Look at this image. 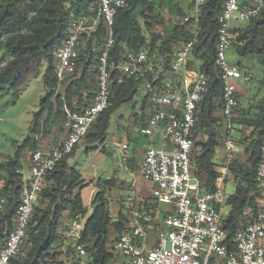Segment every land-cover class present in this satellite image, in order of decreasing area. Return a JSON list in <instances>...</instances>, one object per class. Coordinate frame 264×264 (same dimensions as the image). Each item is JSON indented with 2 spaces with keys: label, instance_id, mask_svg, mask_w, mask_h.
<instances>
[{
  "label": "trees",
  "instance_id": "16d2710c",
  "mask_svg": "<svg viewBox=\"0 0 264 264\" xmlns=\"http://www.w3.org/2000/svg\"><path fill=\"white\" fill-rule=\"evenodd\" d=\"M125 1L126 7L117 11L112 25L113 45L109 50L110 62L125 60L129 55L142 50L146 51L152 60L163 57L165 62L162 67L146 73V78L153 86L161 85L165 72L170 68L173 52L193 38L190 29L197 31L190 55L199 61L198 70L208 76V84L196 109L195 139L198 131L204 133L205 138L195 140L192 153L193 174L203 191L212 190L218 176L213 157L224 136L222 129L215 124L219 117L215 113L221 106L222 91L219 69L215 64L217 16L224 0H203L199 5L197 18L190 16L187 21L184 20L185 8L178 3L168 0ZM92 3L88 0H0V60L6 61L5 68L0 72V88L8 85L17 90L43 61H49L42 79L45 86L51 87V91L40 100V111L46 110V117L41 125L39 119L42 113L33 120L26 139V142L30 141L28 146L32 147L33 151L37 146L34 137L40 133L39 129L42 133L49 131L52 118L62 117L65 120L61 111L64 101L70 106L72 98L80 96L81 90L85 91L89 98L94 95L95 90L90 92L94 87L89 86L88 75L96 71L97 76L98 58L94 67L90 48L94 39L98 42L104 41L107 29L103 21L99 22L95 32L83 35V45L78 50L76 68L68 78L62 95L54 91L56 77L52 65V52L66 38L70 18L93 16L97 9H89ZM193 5L194 0H190L188 8L192 9ZM164 6L180 18V21L168 23V27L163 26L160 11ZM162 26L165 27L163 32L157 29ZM84 42L87 47L81 52ZM231 47L240 56H257L264 61V9L244 25L233 26ZM111 80L108 106L87 131L83 139L86 143L104 141L111 115L123 106L134 107L136 104L137 91L142 84L141 78L135 79L114 70ZM142 99L141 105L144 107L148 93ZM251 108L242 104L238 108L237 103L234 109L233 123L246 141L244 148L249 166L241 165L236 158L229 166V171L234 174L237 182L235 192L225 200V204L230 207L224 224L227 241L264 208V203L259 207L255 205V198L261 191L255 182V174L264 145V102L255 105V112H252ZM243 128L249 130L247 136ZM74 151L75 147L46 176L25 240L17 255L7 264H82V261L84 264H112L116 259L118 254H115L111 243H107L109 228L113 227L118 235L126 233L130 228V220L122 213H119L115 220L111 215L107 190L115 185V179H98L97 191L92 200L93 208L87 215L88 209L83 205L80 193L83 180L70 163ZM18 166V163H7L4 166V174H0L3 180L0 195L6 198L5 208L0 212V249L13 226L19 201L21 180L15 172ZM64 216L69 219L83 217L79 243L84 246L86 255L82 258L77 257L70 246L71 243L65 244L61 232ZM229 247H232L231 243ZM74 257L76 259H73Z\"/></svg>",
  "mask_w": 264,
  "mask_h": 264
},
{
  "label": "built area",
  "instance_id": "2783aa9c",
  "mask_svg": "<svg viewBox=\"0 0 264 264\" xmlns=\"http://www.w3.org/2000/svg\"><path fill=\"white\" fill-rule=\"evenodd\" d=\"M202 2L203 0L195 1V18ZM125 7V0H97V11L93 16L70 18L66 38L52 52L56 77L54 91L62 95L68 78L76 68L83 35L95 32L100 21L105 23L107 31L104 41L94 39L91 45V50L98 55L96 86L92 99L82 106L74 99L70 106L64 101L62 111L65 116L63 126L67 131L65 140L54 148H37L31 153L28 165L15 171L21 180L19 201L13 226L0 249V264H7L15 257L24 242L46 176L84 139L87 131L108 106L111 73L114 70L142 79L153 111L148 115L141 133L152 135L162 123L164 142L169 145L168 148L149 146L143 154L138 171L154 183V199L142 201L150 207L146 214L138 210L132 211L129 231L114 241V252L124 258L117 264H264V208L239 228L230 241H227L222 212L225 204L223 187L229 175L235 148L232 132L235 130L233 117L237 105V81L247 82L252 79L251 74H243L237 66L227 62L226 50L232 44V24L248 22L257 17L264 9V0H224L217 16L215 64L219 69L222 91L221 112L215 124L224 133L222 145L225 155L218 169L216 168L218 176L215 186L208 191H203L194 177L192 158L196 109L207 89L208 76L204 72H198L182 93L176 91L171 79L161 82L158 87L153 86L146 78L147 72L163 66V57L152 60L142 50L129 55L125 60L110 62L114 17L119 9ZM184 20L187 21V18ZM190 30L193 38L173 52L171 70L174 73L185 66L191 53L197 31L193 28ZM5 66L6 61L0 60V72ZM120 149L127 150L128 144L122 143ZM261 151L262 158L256 167L255 182L264 192V145ZM2 185L3 180L0 178V187ZM127 200L135 202L133 197H128ZM159 202L172 205L173 211L163 215L162 228L156 233L155 243L150 245L146 241V226L158 216L153 205ZM5 205L6 198L0 195V212ZM82 229L83 217L75 218L64 232L79 258L86 255L84 246L79 243ZM229 243L232 244L231 248Z\"/></svg>",
  "mask_w": 264,
  "mask_h": 264
},
{
  "label": "rangeland",
  "instance_id": "374dc122",
  "mask_svg": "<svg viewBox=\"0 0 264 264\" xmlns=\"http://www.w3.org/2000/svg\"><path fill=\"white\" fill-rule=\"evenodd\" d=\"M93 3L89 5V9L92 11L96 8L97 0H88ZM190 0H168L171 3H178L182 7L185 8V17L188 18L190 16L195 17V13L197 12L195 8V1L192 9L189 7ZM95 7V8H94ZM163 23L165 27H168V23H176L180 21V18L176 17L172 13H170L166 7L164 6L160 11ZM245 22L233 23V26L244 25ZM157 27L159 31L164 30L165 27ZM166 36V34H165ZM84 47L80 50L81 52L86 49L87 45L84 42ZM91 50V48H90ZM92 51V50H91ZM93 53V65L96 67L95 60H97L98 55L97 52L92 51ZM191 54V53H190ZM2 55V51L0 50V57ZM191 56V55H190ZM190 58V57H189ZM226 60L230 65L237 66L241 73L246 74L249 73L252 75V79L247 82H243L241 80L237 81V103L238 108H240L241 104L245 107L251 106L252 112H255L257 109L255 105L264 102V61H261L257 56H240L237 54L233 47H230L226 50ZM196 61H190V65L194 67V63ZM49 61H43L41 66L31 72L24 83L17 89L13 90L8 85H5L0 88V167L2 165H6L9 162L17 163L18 161L23 162L21 160L22 157L25 159L31 155L32 147H27L30 141L26 142L27 134L29 133L31 123L33 120L37 118L38 115L42 117L39 119L40 125L43 119L46 117V110L40 111V100L45 97L47 93L51 91V87H47L43 83V73L48 66ZM96 70V68H94ZM80 72V67L79 71ZM88 79L90 80V85L94 86L96 79V71L93 73H89ZM143 84H141L138 88L137 95L140 96L141 91L143 90ZM54 97V96H53ZM52 97V100H54ZM136 106V105H135ZM134 106V107H135ZM134 109L130 106H123L117 109L110 117L107 133L105 135V144L108 145V141L110 140L112 133L116 131V124L118 121L119 115L123 114L125 117H130L133 113ZM51 124H55V126H59L63 123V118H52ZM53 128L50 126V132ZM245 131V136L248 135L247 129L243 128ZM38 134L40 138H44L46 135L45 132H41ZM202 133V132H201ZM196 135V141L201 140L202 135ZM239 133V134H238ZM238 135V136H237ZM232 136L234 137L235 146L239 147L237 151L234 148L233 159L236 158L238 163L241 165L248 167L249 163L247 161V153L245 152L246 141H244V136L235 130L232 132ZM118 140V138H117ZM37 141V140H36ZM195 141V142H196ZM26 143V144H25ZM85 141L82 140L75 147V151L73 153V165L76 170H84L86 173L91 174L93 172L92 164L96 165L99 168V172L102 169V166H105L103 173H100L98 176L100 179L104 178H114L117 184L120 182H129L130 186H125L124 188L116 190L122 200L123 209L130 208L134 206L139 201L138 197H147L150 199H154L153 189L154 183L146 178H144L137 170L134 171V177L132 176V172L126 171L124 166L121 164L119 158L114 157L112 152V146L105 152L102 153V147L100 142H96L91 145H85ZM104 144V145H105ZM108 148V146H106ZM94 149L96 152H94ZM240 150V152H238ZM87 151H89L87 153ZM109 152V153H107ZM25 153V154H24ZM112 153V154H111ZM25 156H24V155ZM103 166V167H104ZM96 179H99V178ZM236 180L234 178V174L229 171L228 178L224 184V199L226 200L230 195L235 192L236 188ZM123 186V185H122ZM135 186V187H134ZM135 188V191L133 189ZM107 190V197H108ZM128 197H133L135 202H129L127 200ZM110 203V202H109ZM165 204V203H163ZM110 208L111 205H109ZM163 208V205L159 206ZM88 212L91 210L90 204L88 206ZM228 207L223 205V215L226 218L228 215ZM65 217V216H64ZM64 219V218H63ZM66 230L63 229V225L61 227V232L63 233V237L65 238V244L71 243V240L66 239L64 236V232ZM109 236H113V231L109 230ZM113 246V245H112ZM116 254V253H115ZM117 255V254H116ZM73 259H76L74 257ZM123 260L122 256L119 257L117 255L116 259L112 264H117L118 261Z\"/></svg>",
  "mask_w": 264,
  "mask_h": 264
},
{
  "label": "crops",
  "instance_id": "0c3cea01",
  "mask_svg": "<svg viewBox=\"0 0 264 264\" xmlns=\"http://www.w3.org/2000/svg\"><path fill=\"white\" fill-rule=\"evenodd\" d=\"M245 1H248V0H245ZM189 57L187 59L185 66L182 67L180 69V71L177 73H174L171 70V64H170V68H169V70H167L165 72L164 78L161 82L171 79L173 86L176 89V91L182 92V93L185 92L187 90V87H189L190 82L195 78L196 74L199 72L198 67L200 64L199 61L194 59V57L192 55L191 56L189 55ZM190 61H196L194 63V67H192L190 65L191 64ZM89 86H91V85H89ZM93 87L94 88L91 89L92 91H90L92 93L95 90V86H93ZM143 87H144V85H143ZM80 93H81L80 96L77 95V96L73 97L72 100L73 99L76 100L78 102L79 106H82L84 104L89 103L92 98H89L87 93L83 90H81ZM145 94H146V91L143 88V90L140 93V96L136 95V104H135L136 106L132 107L134 109V111L130 115V117L127 118L123 114L119 115L118 121H117V124L115 127L116 131L112 133V136H111L110 140L108 141L109 144L106 145L107 143L105 144V140L100 142L101 143L100 145L102 147L101 152L105 153L110 148V146H112V149H113L112 152H113V155H115L114 157L119 158L121 164L124 166V169L126 171L132 172L133 177H134V174H133L134 171L137 170V168H138V166L142 160L143 154L149 146L166 147V148L169 147V145L164 142L163 132H162L163 131V124L162 123H160L158 125V127L154 130L152 135H145V134L141 133V128L143 126H145L144 123L146 122L148 115L153 111V106L151 105V103L149 102L148 99L146 100V105L144 107H142V105H141L143 103L142 98ZM61 111H62V109H61ZM220 112H221V106H220L219 111L216 112L215 115L220 116ZM51 127L53 128V130L51 132L50 131L45 132L46 135H44V138H40L38 133L35 135L34 138H35V140H37L36 141V145H37L36 149L37 148H42V149L54 148L57 145H60L65 140V138L67 137V131L65 130L63 123L57 127L55 126V124H51ZM31 128H32V123H31L30 129ZM235 130H236V128H235ZM197 131H198V129H197ZM198 135H200L199 131H198ZM201 135H202L201 140H203L205 138V134L201 133ZM117 138H118V140H117ZM124 142L128 144V149L125 151H122L120 149V145ZM91 144H94V143H85V145H91ZM106 146H108V148H106ZM27 147H29V146H27ZM238 148H239L238 146L237 147L235 146L236 151ZM32 151H31V153H32ZM88 152L89 151H87V153ZM94 152H96L95 149H94ZM238 152H240V150ZM107 153H109V152H107ZM224 155H225V151H224L223 145L221 143L218 147H216L215 155L213 157V162L216 165L217 169H218L219 164L221 163ZM29 158H30V156L27 157L26 159L24 157H22L21 160H23V162H20V161L17 162L19 165L17 169L22 168V167H26L28 165ZM73 158L70 160L71 165H73V163H74ZM103 166L99 172V168H97L96 165L92 164V167L94 169H93V172L91 174H89L88 172L86 173V171H84V170H81V171L77 170L80 173L81 178L83 180V184H82L83 188L80 190L83 205L87 209H89L88 208L89 204L91 207V210L89 212H87V215H89L91 213L92 208H93L92 200H93L94 195L97 191L96 183H97L98 179H96V178L100 175V173H103V170L105 169V166L104 167ZM73 167L75 168L74 165H73ZM0 174L1 175L4 174V165H2L0 167ZM130 184L131 183H129V182H120L119 184H117V182L115 181V185L112 186V188L108 192L110 205L112 207V208H110V212H111V215L114 218V220L119 213H122L127 220H130V217H131L133 210H138L142 214H146L150 210L149 206L142 203V201H145V200L150 201V198H147L145 196L144 197H138L139 201L135 202L136 204L134 206H131L130 208H126L125 210L123 209V205L121 204L122 203L121 199H123V198H121L119 196L116 188L121 189V188H124L125 186H130ZM133 191H135V188L133 189ZM250 194H253V192H250ZM263 203H264V192L260 191L259 196H257L255 198V205H257L259 207ZM160 205H163V208H160L159 207ZM227 207H228V211H229L230 207L229 206H227ZM153 210L158 213V216L155 218V220L151 224L146 226V230H147L146 241L150 245L155 243L156 233L162 228V225H163L162 224V217H163V215L167 212H172L173 206L170 204H163V203L159 202V203H156L153 205ZM63 218H64V219H62L63 229L68 230L71 222L75 218H77V219L81 218V216H76L75 218H72V219H69L66 216ZM129 227H130V225H129ZM110 229L113 231V236L110 237L108 234L107 243H108V245L110 243H111L110 245H113L115 239H117L122 234L118 235V233L114 230L113 227H110L109 230ZM108 233H109V231H108Z\"/></svg>",
  "mask_w": 264,
  "mask_h": 264
},
{
  "label": "clouds",
  "instance_id": "9594fccd",
  "mask_svg": "<svg viewBox=\"0 0 264 264\" xmlns=\"http://www.w3.org/2000/svg\"><path fill=\"white\" fill-rule=\"evenodd\" d=\"M224 205H226V204H224Z\"/></svg>",
  "mask_w": 264,
  "mask_h": 264
}]
</instances>
